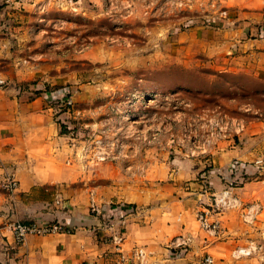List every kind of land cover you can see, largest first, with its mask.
Returning a JSON list of instances; mask_svg holds the SVG:
<instances>
[{
	"label": "rangeland",
	"instance_id": "rangeland-1",
	"mask_svg": "<svg viewBox=\"0 0 264 264\" xmlns=\"http://www.w3.org/2000/svg\"><path fill=\"white\" fill-rule=\"evenodd\" d=\"M0 79L52 105L29 118L48 131L25 139L38 167L77 173L0 185V264H67L66 238L104 263L264 264V0H0ZM161 206L163 225L123 235ZM43 220L14 240L12 221Z\"/></svg>",
	"mask_w": 264,
	"mask_h": 264
},
{
	"label": "crops",
	"instance_id": "crops-1",
	"mask_svg": "<svg viewBox=\"0 0 264 264\" xmlns=\"http://www.w3.org/2000/svg\"><path fill=\"white\" fill-rule=\"evenodd\" d=\"M254 28L255 30L257 29V27ZM51 108L52 105L48 104L43 96L41 97L40 95L26 97L20 100L19 96L10 91L6 90L0 93V179H2L6 172L13 173L18 180L17 188L20 189V192H26L36 183L50 181L58 176L70 179L77 177V173L71 170V168H59L58 170L39 168L38 166L40 165L35 161V153L30 149L28 142H25L29 134H42L43 132H48L43 131L44 129H42V127L31 125L29 123V118L33 119L48 115ZM54 130L56 131L57 128L54 127ZM260 181L261 180L255 181L251 188L258 189ZM167 208L169 210V207L165 208L162 206L150 209L151 212L156 210V212L162 215L159 219H156V216H154L151 220L142 217L135 220L134 216H127L124 218V225L127 229L123 232V235L127 230L133 227L149 229L155 228L160 224L163 225L161 221H163L165 214L168 213V210H166ZM82 212H84V210ZM66 217L68 218V216H65V218ZM77 220H84V222L91 224L98 223L99 221L95 215L91 214L88 216H79ZM164 221L167 222L166 219H164ZM173 226H178L181 230H185L186 228L182 223L175 224L174 221H170V224L166 223V228H173ZM145 241L149 242V240ZM63 242L61 255H63L64 259L68 262L67 264H70L72 260H80L84 264H140L139 260L135 257L132 259V262L130 261L131 263H128L118 260L117 256L114 254L104 263L103 259L96 255V251L91 250L90 252L83 243L74 246L69 242L68 238L64 239ZM153 246L154 245L149 242L146 247L151 248ZM165 249L167 250V248ZM153 258L152 256L148 259L144 257V264H150L152 261H154L152 264H156L155 261H157V259ZM83 260H86V262ZM157 264H160L159 261H157Z\"/></svg>",
	"mask_w": 264,
	"mask_h": 264
},
{
	"label": "built area",
	"instance_id": "built-area-1",
	"mask_svg": "<svg viewBox=\"0 0 264 264\" xmlns=\"http://www.w3.org/2000/svg\"><path fill=\"white\" fill-rule=\"evenodd\" d=\"M3 82V79H0V86ZM58 98V99H57ZM50 100L51 102H55L58 100H61V103H63L65 106H70L72 103L71 96L68 94V91H65V89H57L50 92ZM0 185L3 189L13 192L16 190L18 186V180L15 178L13 173L6 172L4 173L2 179H0ZM125 212V211H121ZM211 222L206 221V219L201 220V224L205 228L212 229L214 227L211 226ZM9 228L12 231L14 240L16 242H21L25 236L28 233L37 232V233H43L51 230L50 225L47 223V221H40V222H25V221H12L9 224ZM170 248L169 251L174 256H179L184 252L186 239L183 235H178L170 240ZM137 255L142 257L143 252L141 249L137 251ZM140 264H143L140 262ZM198 264H213V258L210 255L203 256L199 261Z\"/></svg>",
	"mask_w": 264,
	"mask_h": 264
}]
</instances>
